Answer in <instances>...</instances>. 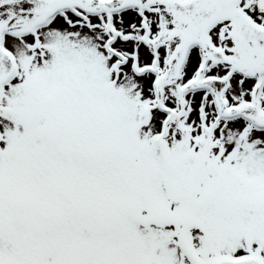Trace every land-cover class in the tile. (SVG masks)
<instances>
[{"label":"snow or ice","instance_id":"6c2138e0","mask_svg":"<svg viewBox=\"0 0 264 264\" xmlns=\"http://www.w3.org/2000/svg\"><path fill=\"white\" fill-rule=\"evenodd\" d=\"M0 264H264V0H0Z\"/></svg>","mask_w":264,"mask_h":264}]
</instances>
